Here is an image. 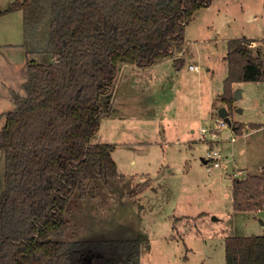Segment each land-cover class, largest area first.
<instances>
[{
	"label": "trees",
	"instance_id": "16d2710c",
	"mask_svg": "<svg viewBox=\"0 0 264 264\" xmlns=\"http://www.w3.org/2000/svg\"><path fill=\"white\" fill-rule=\"evenodd\" d=\"M212 1L15 0L0 9V15L21 9L26 43L53 56L51 63L29 61L24 95L13 93L14 108L2 114L0 264H83L82 254L94 264H139L140 241L134 249L117 239L69 247L61 239L68 226L64 212L73 193L84 196L86 181L118 175L115 145L94 141L104 114L100 99L118 63L142 68L175 56L184 27ZM44 22V44L28 38ZM247 43L239 37L226 44L228 75L220 100L229 109L232 82L264 81L262 59ZM178 58L176 68L184 62ZM232 194L233 210L262 208L264 177H234ZM224 248L225 264H264V234L227 236Z\"/></svg>",
	"mask_w": 264,
	"mask_h": 264
},
{
	"label": "rangeland",
	"instance_id": "374dc122",
	"mask_svg": "<svg viewBox=\"0 0 264 264\" xmlns=\"http://www.w3.org/2000/svg\"><path fill=\"white\" fill-rule=\"evenodd\" d=\"M14 1L0 0V9L6 8L9 3ZM207 8V10H202L198 14V20H194V23L188 26L185 34L190 40L186 43L188 49L185 53L188 57L193 55L194 63L200 66L198 69L201 72L200 79L198 70H195V72L187 71V62L177 72L172 70V73L171 69V72L168 70L170 65L168 63H172L177 57L183 56L178 55V53L175 56L159 58L155 64L162 63L159 65L163 68L154 65L139 68L134 64L118 63L117 75L112 81L109 92L100 99L104 114L94 141L103 143L104 139L107 140L111 136L117 141L125 137L133 139L145 137L148 132L146 131V125L140 127L138 122L132 124L134 118L131 117L133 116L123 118L122 115L124 114V107L129 108L134 114L133 107L135 103L142 101L143 95H146L144 89L147 88V85L150 88L156 87V89L163 85L164 90L160 91L161 89H159L155 93L158 96H153L155 102L159 103V107L165 109L177 108L176 102L179 98L180 101L186 98L187 104H192L194 94L191 87L193 81L194 84H197L196 80H192L195 75L206 88V82H210V80L212 84L217 81H220L221 84L226 73L223 56L226 54L227 40L247 36V34L258 38L264 37V0H213ZM21 13L17 10L15 13L0 17L1 40H5V37H1V34L6 35L5 29H7L9 30L7 39L10 43L23 42ZM254 16H257V19H254ZM33 31L27 32L28 38L33 37L40 44H44L48 33V23L39 24ZM213 35L216 37V42H213L215 41ZM29 45L25 42L22 46L16 44L6 46L4 49L0 47V52L10 54L13 50L16 54L23 51L22 47H25V50L32 47ZM180 58L178 60H181ZM206 68H209L211 72H208ZM175 73L176 76H181L182 83L179 85L189 89L186 90L187 95L181 96L176 92L175 87L178 86V82L173 83L174 86L172 84V78L175 79L176 77ZM163 77L164 80L155 81ZM128 80H136L138 83L132 87L127 85L129 84ZM142 80H145V83ZM139 82H142V84H139ZM243 84V98L238 100L239 104L235 108L237 114L234 111V118L241 122L250 117L259 119L262 113L261 108L249 111L253 105L259 103L261 98L257 87L252 82H243ZM170 86L172 90L167 91L166 89H169ZM128 90H131L133 94L128 96ZM135 100L136 102H134ZM170 103L172 106H170ZM216 104L227 105L220 98L216 100ZM238 108H245V111L238 113ZM109 110L110 116H107ZM143 110L145 109L143 108ZM144 118L147 119V117ZM183 120L181 119L180 123ZM215 125L216 123L211 127H205V129H213ZM214 130H217V128H214ZM214 130L212 131L214 132ZM149 134L148 137L154 136L152 130ZM206 136L208 139L209 134L206 133ZM232 136L236 137L237 135L230 126L220 130V142L217 147H221L224 153L225 142L227 145L234 143L230 141ZM250 137L251 140L255 141L253 145L258 144L255 147L251 146L253 148L250 152L252 158L250 163L257 165L260 159H264V131L260 130L257 133H252ZM238 141L237 138L236 142ZM205 145L202 152L203 157L209 149V146ZM166 147L167 150L161 155V158L157 159L155 157L156 146L152 147L149 153L143 155L132 148L123 151L121 147L117 146L113 158L118 163V171L124 174L125 180H122L120 173H118L116 177L101 178L97 182L94 180L86 181L84 196L81 195L79 190L73 193L72 199L64 212V216L68 219V226L61 239L66 241L71 248L75 245L89 244L92 241L110 243L117 239L128 242L129 249L136 247V241L148 240L145 244L146 250L139 255V264H223V253L219 250L220 248H216L214 242L210 243L205 239L231 233L229 228L232 217L228 204L230 179L215 177L218 169L224 167H221V165L209 172L207 165L202 163L199 155H197L195 160L188 164V169L184 173L165 174L158 182L153 184V180L149 178L137 183L138 179L132 174L140 169L152 168L155 171V168L162 167V170H167L165 166L170 164L172 171H174V164L171 163L170 159L174 158V163L177 164L178 160L175 159L177 154H173L175 148L169 149V145ZM215 147L216 145L212 146V148ZM131 155L139 156V159L142 157L143 163L133 165L129 161ZM147 158L149 160L145 161ZM154 160L162 162L156 165L153 164ZM224 160L226 159L224 158ZM240 164L250 170L252 169V167H248L243 163ZM3 171L4 157L2 156L0 157V194L3 190V185H1L3 184ZM153 171L150 173H154ZM234 175L236 174L233 172ZM149 184L157 188L151 190L152 193L148 195L141 194ZM128 186L131 187L127 188ZM199 211L204 213L198 216ZM182 213L192 214L193 217L175 221L173 215L178 216ZM168 215H171L172 218ZM149 244L151 246L148 248ZM210 247L213 248L211 253L208 250ZM84 255H81L83 264H94L91 261V256ZM117 264H122V262Z\"/></svg>",
	"mask_w": 264,
	"mask_h": 264
},
{
	"label": "crops",
	"instance_id": "0c3cea01",
	"mask_svg": "<svg viewBox=\"0 0 264 264\" xmlns=\"http://www.w3.org/2000/svg\"><path fill=\"white\" fill-rule=\"evenodd\" d=\"M207 9L208 8H201L195 11L192 21H190L184 27V32H183L184 39L179 47L184 46L185 51H184L183 56H180V57L183 58L184 65L187 62V71L189 72H195L193 70L188 69V65L190 63H193V64L195 63H194V56L192 55L191 57H188L187 53H185L186 50L188 49L186 47V43L187 41H190L188 40L185 34L187 33L186 31L188 29V26L193 24L194 20H198V17H197L198 14L202 12V10H207ZM17 10L22 12L21 22L23 24L22 33H23L24 40L22 43H18V42L10 43V41L7 39L8 38L7 34L9 30L5 29L6 35L1 34V37H5V40L0 39V47H2L3 49L6 48V46L16 45V44H20L22 46L26 42V30H25V25L23 21V11L21 9H17ZM16 11L1 14L0 17H5L6 15L10 13H15ZM254 19H257V16H254ZM242 37L248 40L247 48H249L251 52H253L254 56L262 59L263 67H264V37L258 38L250 34H247V36H242ZM234 38H239V37H234ZM213 39H215V41L213 42H216L215 35H213ZM22 50L23 51H19L16 54L13 50H11L10 54L8 53L2 54L0 52V128L4 121V115L2 114L14 108L15 104H14V99H13V93L24 95L23 84L27 78V75H26L27 65L30 59L34 61L36 60L37 62H42V63H51L53 61V56H50L47 53H42V52H37V51L33 52L31 48H29L28 50H25V47H22ZM225 52H226V47H225ZM36 58H39V59L37 60ZM173 61L172 63H168L170 64L168 66L169 68L168 70L170 71L171 69V71L173 70L174 72H177V70H180L183 64L181 65L179 64V67L176 68L173 64ZM223 62L225 64L226 73H225V76L222 78L221 84H220V81L213 82L212 84L210 80V82L209 81L206 82L207 84V88H206L205 86L201 84L202 82L199 80L201 76L200 75L201 72L199 70L197 71L199 73L198 75L199 79L196 77L197 75L195 76L192 75L195 77L192 80H196L197 82V84H194V81H193V85L191 87L192 93L194 94V99L191 101L192 104H187L186 98L185 100H182V101H180V98H179L178 102H176L177 108L170 107V108L165 109L164 107H161V106L159 107L158 106L159 103L155 102L153 96L154 95L158 96V94H155V93H157L159 89H161L160 91L164 90L163 85L159 89H156V87L150 88L147 85V88L144 89V91H146V95H143L144 97H142V101H140L139 103H135V106L133 107L134 114H132L129 108L124 107V111H123L124 114L122 115L123 118L127 116L130 118L131 116H133L131 117V118H134L132 120V124L133 122H138V125H140V127L143 125H146L147 126L146 131H148L147 135H145V137L141 139H139L138 137L137 139L125 137L124 139H121L118 141L117 139L111 136L107 140L104 139L103 143H107V144L112 143L115 145V148L112 151V157H113V153L116 150L117 146L121 147L123 151H126L132 148L141 155H143L144 153H149L151 148L156 146L157 152L155 153V157L157 159L161 158V155L167 150L166 149L167 145H169V149L175 148V151L173 152V154H177L175 158L178 160L177 164L174 163L175 161L173 160L174 158L170 159L171 163L174 164V167H173L174 171H172V166H170L169 164L165 166L167 170H162V167H160L159 169L155 168L154 169L155 171H153L152 168H149V169L144 168V169L138 170L135 174L131 173L132 175H135L136 178L138 179L137 183H140L141 180L144 181V179L149 178L153 180L152 181V184H153L155 182H158L160 178L165 176V174H169V173L173 174L175 172L180 174L182 172L183 173L186 172L188 169V164L192 160H195V157L197 155H199L201 162L206 164V159L205 157L202 156L203 148L204 146H206L205 144H207L209 147L210 146L212 147L215 145L217 147L218 146L217 144L220 142L219 141L220 135L213 141L210 139V136L207 139L206 133L209 134V132L207 131L201 132L200 129L205 128V127H211V125H214L215 123H217L220 119H222V116L219 113V109L222 108L223 110H225L227 112V116L229 117L232 123L231 129L236 133L237 136L236 137L234 136V139L232 140L230 138L231 143L232 142L234 143L227 145V143L225 142L226 144L225 154L227 157L225 158L226 160H224V164L221 166L224 168L218 169V172L216 173L215 177L217 178L224 177L225 179H230V182H231L230 187H229V193H228L229 194L228 204L231 209L229 212L232 217V222L230 223V228H229V230H231V233L228 235H223V236L209 237V239L207 240L205 239V241H210V243L214 242V245L216 246V248L217 247L220 248L219 250L223 253V256H222L223 264H225L224 240L227 236H235V235L252 236L254 234L255 235L264 234V204L262 208L252 209L249 211L233 210V194H232V182L234 178L233 172L236 173L240 170V172L237 174V176L240 177V179H245L251 176V174L260 175L264 177V159H260L257 165L250 163L252 159L250 152L252 148L258 144L253 145L255 141L251 140V137L249 138V136L252 133H257L260 130L264 131V98H262L264 97V81H249V82H252L255 85V87H257L259 96L262 98V101L260 98L259 103H257L256 105H253L249 111L257 110L261 108L262 113H261L260 118L256 119L255 117H250L249 119L243 120V122H241L237 118H234L235 117L234 111H235V108H237L239 104L238 100L243 98V90H244V88L242 87L244 85L243 82H232L233 94L235 90H238L239 96L236 98L233 97L234 101L232 103L233 107H231V109L228 108V105H225V104L217 105L216 104V100L220 98L224 90L223 80L228 75V65H227V60H226V54L223 56ZM155 63L156 61L152 65L157 66V67L160 66L161 68H163L161 65H159L162 63H159V64H155ZM198 67L200 68L199 65ZM143 68H146V67H143ZM206 70L208 72H211L209 68H206ZM175 76H176V73H175ZM162 80H164V77L160 79H156L155 81L160 82ZM144 81L145 80H142V82ZM127 82L129 83L127 85L132 86V87L138 83V81L136 80H128ZM142 82H139V84L140 83L142 84ZM177 82H178V86L175 87L176 92L179 93V95L181 96L187 95L186 90L188 91L189 89H186L183 85H179L182 83V79L180 75H177L175 79L172 78V84L177 83ZM170 89L172 90L171 86L169 89H166V90L171 91ZM127 93H128V96L133 94L131 90H128ZM134 102H136V100ZM170 106H172L171 103H170ZM191 106L193 107L191 108ZM143 108L145 110L142 111ZM244 109L245 108H238L237 110L239 112L238 111L237 112L238 113L242 111L244 112L245 111ZM107 116H110V110L108 111ZM144 117H147V119H145ZM181 119H184L182 123H180ZM233 122L239 123L242 126L240 133H237L235 131L234 127H236V124H234ZM150 130H152V135H154L153 137H148L150 135L149 134ZM202 135H203V138H202ZM237 138L239 140L238 142H236ZM252 145L253 147L251 148ZM2 156L4 157V153L0 151V157ZM146 160H149V158L145 159V161ZM162 160L164 161L163 158ZM129 161L133 165L137 163H140L141 165L143 163L142 157H140L139 159V156H135V155H131V157L129 158ZM154 161L155 162L153 164H156V165L161 164L162 162V161L159 162L156 160ZM148 162H152V161H148ZM239 162L245 164L248 167H252V169L250 170L246 168L245 166L241 165ZM4 167H5V164H4ZM151 171H153L154 173H150ZM117 172L120 173L118 171V163H117ZM3 175H4V171H3ZM120 175H121L120 176L121 179L125 180L124 179L125 177L123 176L124 174L120 173ZM1 185L4 186V182ZM129 187L131 186H128L127 188ZM155 188L157 187L149 184L146 186L145 190H143L141 194L148 195L152 193L150 191ZM185 200L187 199L185 198ZM202 213L204 212L199 211L197 215L199 216ZM168 217H171V215H168ZM173 217L176 221V220H181V219L192 218L193 215L188 214V213H182L178 216L173 215ZM147 241L148 240L140 241L139 255L146 250L145 244ZM150 246L151 245L149 244L148 248ZM208 250L210 251V253L213 252V248L211 247Z\"/></svg>",
	"mask_w": 264,
	"mask_h": 264
},
{
	"label": "built area",
	"instance_id": "2783aa9c",
	"mask_svg": "<svg viewBox=\"0 0 264 264\" xmlns=\"http://www.w3.org/2000/svg\"><path fill=\"white\" fill-rule=\"evenodd\" d=\"M185 51V47H177L174 49L173 53L174 55H176L178 53V55H183ZM188 69L193 70V71H197L199 69L197 64H189L188 65ZM228 124L225 123V121L223 119H220L216 125L214 126V128H217V130H214V128H209V129H205V128H201V132H209V136L211 140L216 139L220 134V130L224 127H228ZM231 127V126H230ZM214 130V132L212 131ZM203 138V135H202ZM234 139V136L231 137V140ZM226 154L224 153L223 149L221 147H209V149L206 151L205 154V159H206V165L208 168V171L211 172L212 169H214L215 167H220L221 165H223L224 163V158H226ZM240 172V170L238 172H236L234 175V177L237 176V174ZM238 177V176H237Z\"/></svg>",
	"mask_w": 264,
	"mask_h": 264
},
{
	"label": "water",
	"instance_id": "95a60500",
	"mask_svg": "<svg viewBox=\"0 0 264 264\" xmlns=\"http://www.w3.org/2000/svg\"><path fill=\"white\" fill-rule=\"evenodd\" d=\"M239 96V92L238 90L234 91L233 97H238ZM219 113L222 116V119L225 121V123H227L229 126H232V123L229 119V117L227 116V112L225 110H223L222 108L219 109Z\"/></svg>",
	"mask_w": 264,
	"mask_h": 264
}]
</instances>
